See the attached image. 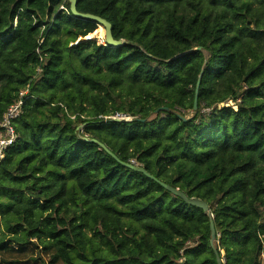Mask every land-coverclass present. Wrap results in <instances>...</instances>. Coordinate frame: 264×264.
I'll return each mask as SVG.
<instances>
[{"label": "trees", "instance_id": "16d2710c", "mask_svg": "<svg viewBox=\"0 0 264 264\" xmlns=\"http://www.w3.org/2000/svg\"><path fill=\"white\" fill-rule=\"evenodd\" d=\"M77 10L124 43L85 39L104 29L70 0H0V119L29 85L0 161V264L39 249L62 264H218L211 219L224 264H262L264 0Z\"/></svg>", "mask_w": 264, "mask_h": 264}, {"label": "water", "instance_id": "95a60500", "mask_svg": "<svg viewBox=\"0 0 264 264\" xmlns=\"http://www.w3.org/2000/svg\"><path fill=\"white\" fill-rule=\"evenodd\" d=\"M70 3H71V11L73 12V14H75L77 16H80V17H83V18H86V19L96 20L104 27V29H105V34L104 35H105L106 43H109L112 46H117V45H121V44L124 43L123 39H118L117 40V39H115L113 37L112 24L107 19H105V18H103L101 16H98V15L91 14V13L79 12L77 10V0H70ZM90 38H93L92 36H90V34L85 37V39H90ZM82 39L83 38H81L80 40H82ZM199 85H200V80H198L197 87H196V94H195V99H194V109L195 110L198 107V89H199ZM135 119L136 120H140L139 117H136ZM141 120H143V119H141ZM86 139L95 141V142L99 143L101 146H103L104 148H106L105 144H103L102 142L98 141L97 139L87 138V137H86ZM107 150L112 154V152L109 149H107ZM127 165L129 167L135 169V170L142 171L145 174H147L148 176L154 178L155 180L160 182L163 186L168 188L170 191H172L176 195H178L181 198H183L188 204L200 207V208H202L204 210V212L210 213V206H209L208 202L203 200L202 198H199V197H188V195L185 192H183L182 190H180L179 188H175V187H173L171 185H168L165 182H163L161 180H158L157 178L152 176L141 165H134V164H127ZM210 228H211V239H210V242H211V245L214 247V252L216 254L217 263L218 264H224V259L219 254L218 249L214 246V241H215L217 232H216V228H215V224H214V220L213 219L210 220Z\"/></svg>", "mask_w": 264, "mask_h": 264}, {"label": "built area", "instance_id": "2783aa9c", "mask_svg": "<svg viewBox=\"0 0 264 264\" xmlns=\"http://www.w3.org/2000/svg\"><path fill=\"white\" fill-rule=\"evenodd\" d=\"M61 8H65V7L61 6ZM28 87L22 90L20 92V97L6 108L0 119V161L4 159L7 149L10 146H12L16 141L17 133L15 128V120L23 112V104H24L23 97L27 93ZM107 117L115 118L119 120L132 119L130 115L120 112H117L114 115H110ZM132 163L134 165H139L135 159L132 160Z\"/></svg>", "mask_w": 264, "mask_h": 264}, {"label": "rangeland", "instance_id": "374dc122", "mask_svg": "<svg viewBox=\"0 0 264 264\" xmlns=\"http://www.w3.org/2000/svg\"><path fill=\"white\" fill-rule=\"evenodd\" d=\"M210 1V0H208ZM102 26V25H100ZM103 27V26H102ZM99 28V26H98ZM97 28V29H98ZM95 30L94 33H92V37L96 38L98 40V42H105V33L103 35H100V29L99 30ZM104 29V27H103ZM105 30V29H104ZM103 30V31H104ZM125 82H128L133 88L135 89H146L148 87V83L146 81H144L142 78L140 77H126ZM230 104H232V102H230ZM236 107V106H235ZM192 113H189V116ZM40 250V256L41 258H38L37 260H26V261H16L13 262L11 264H62L60 261H58L57 263H52L51 262V256L54 253V250H44V249H39ZM261 262L262 264H264V254L261 255Z\"/></svg>", "mask_w": 264, "mask_h": 264}, {"label": "bare ground", "instance_id": "6f19581e", "mask_svg": "<svg viewBox=\"0 0 264 264\" xmlns=\"http://www.w3.org/2000/svg\"><path fill=\"white\" fill-rule=\"evenodd\" d=\"M101 25V24H100ZM104 33H105V30H104ZM100 35H101V29H100Z\"/></svg>", "mask_w": 264, "mask_h": 264}]
</instances>
